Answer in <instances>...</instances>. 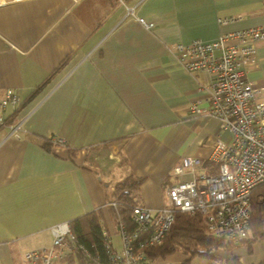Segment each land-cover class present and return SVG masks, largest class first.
Instances as JSON below:
<instances>
[{"label": "crops", "instance_id": "obj_1", "mask_svg": "<svg viewBox=\"0 0 264 264\" xmlns=\"http://www.w3.org/2000/svg\"><path fill=\"white\" fill-rule=\"evenodd\" d=\"M128 8L153 27L127 16ZM259 24L264 0H26L0 6V100L7 90L20 96L18 104L0 108V264H19L24 251L52 242L51 226L98 208L109 236L110 227L115 233L117 222L106 206L114 186L105 183L126 169L145 178L141 204L156 210L166 203L164 188L176 180L172 170L181 156L209 165L216 138L230 133L218 118L189 106L196 100L209 106L212 76L188 70L169 46ZM257 57L248 78L264 85V41ZM16 121L21 130L8 135ZM57 136L65 142L50 151L42 146ZM122 154L128 167L119 163ZM250 240L218 249L216 258L177 251L151 264H224L232 256L261 264L264 240Z\"/></svg>", "mask_w": 264, "mask_h": 264}, {"label": "built area", "instance_id": "obj_2", "mask_svg": "<svg viewBox=\"0 0 264 264\" xmlns=\"http://www.w3.org/2000/svg\"><path fill=\"white\" fill-rule=\"evenodd\" d=\"M22 1L26 0H0V6ZM127 16L136 17L148 29L154 25L138 17L134 8L127 9ZM238 18L219 17L218 23ZM262 41L264 24L227 32L213 40L195 38L170 44L169 49L188 70H202L212 76L209 106L201 107L196 100L189 108L218 118L220 128L230 136L226 140L216 138L209 165L198 156H181L172 170L176 180L164 188L165 205L156 210L135 206L132 218L136 229L129 231L123 224L119 227L121 250L111 245L106 260L93 258L87 264H150L145 249L164 241L178 212L201 213L212 235L234 244L250 239L251 196L264 183V85L249 80L248 71L258 61L257 45ZM19 102V94L7 90L0 108ZM21 128L22 122L16 121L9 125L7 134H16ZM53 141L65 142L59 136ZM51 232L52 242L24 251L19 264H61L79 251L70 221L54 224Z\"/></svg>", "mask_w": 264, "mask_h": 264}, {"label": "trees", "instance_id": "obj_3", "mask_svg": "<svg viewBox=\"0 0 264 264\" xmlns=\"http://www.w3.org/2000/svg\"><path fill=\"white\" fill-rule=\"evenodd\" d=\"M54 144L51 138H45L42 142V146L49 151ZM74 151L69 149L71 154ZM119 163L128 167V158L122 154ZM144 180L143 176H137L131 169H126L121 177L105 183L106 187L110 184L114 186V190L108 194L106 206L118 227L123 224L129 231L136 229L132 211L135 206L141 205V184ZM70 223L79 240L80 249L68 256L63 263L87 264L86 261H92L93 258L106 260L107 249L112 245V241L103 222V209L92 210L71 220ZM250 223L253 229L252 241L264 240V183L252 192ZM232 245L233 242L216 237L207 230L201 213L178 212L164 241L146 248L145 252L151 264L158 257H165L177 251L183 252L189 258L196 255L216 258L218 249L230 248ZM224 264H242V262L240 257L232 256L225 259ZM261 264H264V260Z\"/></svg>", "mask_w": 264, "mask_h": 264}, {"label": "rangeland", "instance_id": "obj_4", "mask_svg": "<svg viewBox=\"0 0 264 264\" xmlns=\"http://www.w3.org/2000/svg\"><path fill=\"white\" fill-rule=\"evenodd\" d=\"M113 230L115 231V233H112V229L110 227V238H111V241H112V244H113V247L116 248L118 251L121 250L122 248V239H121V236L119 234V227L117 225V223H115L113 221ZM253 235V229L251 231V236ZM251 239V237H250ZM248 239V240H250ZM83 262H81L82 264ZM74 264H78V263H74Z\"/></svg>", "mask_w": 264, "mask_h": 264}]
</instances>
